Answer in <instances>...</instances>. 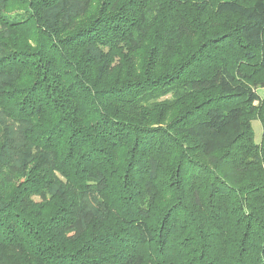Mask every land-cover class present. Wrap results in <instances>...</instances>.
<instances>
[{
  "label": "trees",
  "instance_id": "trees-1",
  "mask_svg": "<svg viewBox=\"0 0 264 264\" xmlns=\"http://www.w3.org/2000/svg\"><path fill=\"white\" fill-rule=\"evenodd\" d=\"M0 264H264V0H0Z\"/></svg>",
  "mask_w": 264,
  "mask_h": 264
},
{
  "label": "rangeland",
  "instance_id": "rangeland-1",
  "mask_svg": "<svg viewBox=\"0 0 264 264\" xmlns=\"http://www.w3.org/2000/svg\"><path fill=\"white\" fill-rule=\"evenodd\" d=\"M254 127H255V131H256V139L259 141V139L261 138V135H262V126H261V123L259 121H256L254 123Z\"/></svg>",
  "mask_w": 264,
  "mask_h": 264
}]
</instances>
